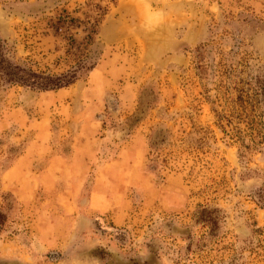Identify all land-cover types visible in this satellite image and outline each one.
<instances>
[{
    "label": "rangeland",
    "instance_id": "374dc122",
    "mask_svg": "<svg viewBox=\"0 0 264 264\" xmlns=\"http://www.w3.org/2000/svg\"><path fill=\"white\" fill-rule=\"evenodd\" d=\"M92 22L71 84L0 72V264H264V139L215 117L264 85V0H0V59L64 72Z\"/></svg>",
    "mask_w": 264,
    "mask_h": 264
},
{
    "label": "trees",
    "instance_id": "16d2710c",
    "mask_svg": "<svg viewBox=\"0 0 264 264\" xmlns=\"http://www.w3.org/2000/svg\"><path fill=\"white\" fill-rule=\"evenodd\" d=\"M96 23L92 22L84 30L80 44H68V50H75L71 59L72 65L64 72L49 74L41 71L24 69L0 59V72L9 83L35 88L41 91L58 89L73 82L77 72L88 70L93 63L88 60L86 46L92 42ZM73 40V39H71ZM69 55V52H67ZM248 84L247 82H241ZM235 95L229 100L226 112L215 113L216 123L220 131L228 138L238 142V146L245 148L244 138L254 143V138L264 139V111L259 110L261 98L264 99V85L258 79H254L251 86L233 87ZM242 125V126H240Z\"/></svg>",
    "mask_w": 264,
    "mask_h": 264
},
{
    "label": "crops",
    "instance_id": "0c3cea01",
    "mask_svg": "<svg viewBox=\"0 0 264 264\" xmlns=\"http://www.w3.org/2000/svg\"><path fill=\"white\" fill-rule=\"evenodd\" d=\"M46 176L40 175V178L37 181V184H42L44 185L45 182L47 183ZM46 185V184H45ZM96 194H91L90 195V200L91 201H96ZM55 198H58V201L56 199V202H59V204L65 208L66 212H71L72 211V205H73V201L74 199H69L72 197V195L67 194V192H59L56 193V195L54 196ZM59 198L65 199L63 201H59Z\"/></svg>",
    "mask_w": 264,
    "mask_h": 264
}]
</instances>
